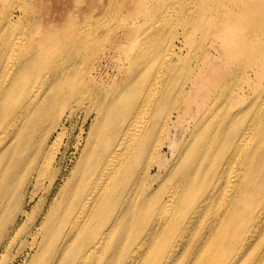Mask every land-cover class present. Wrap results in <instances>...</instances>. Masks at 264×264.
I'll return each instance as SVG.
<instances>
[{
  "label": "bare ground",
  "instance_id": "obj_1",
  "mask_svg": "<svg viewBox=\"0 0 264 264\" xmlns=\"http://www.w3.org/2000/svg\"><path fill=\"white\" fill-rule=\"evenodd\" d=\"M29 3L0 0V254L22 231L15 229L28 212L22 204L34 198V191L27 193L33 177L56 158L51 151L61 135L53 132L61 123L59 108L75 92L54 65L29 76L43 55L21 47L26 31L14 34ZM232 8L203 59L177 61L185 54L184 39L193 41L189 31L177 36L172 58L151 64L153 71L147 62L158 49L129 60L131 68L123 76L125 68L119 69L118 80L115 73L116 80L93 88L99 124L88 141V167L78 171L72 194L60 198L59 225L52 221L53 204L27 231L29 247L44 256L40 264H115L116 257L118 264H143L148 244L159 238L181 240L190 257L201 254L197 264H239L255 240H264V0H233ZM191 15L199 17L190 21L196 29L206 12L195 7ZM243 16H249L246 22ZM61 37L70 44L77 39L67 32ZM67 55L63 60L75 57ZM238 59H247V86L222 94ZM63 159L55 161V179ZM177 245L161 264L173 260ZM259 255L262 263L264 248Z\"/></svg>",
  "mask_w": 264,
  "mask_h": 264
},
{
  "label": "rangeland",
  "instance_id": "obj_2",
  "mask_svg": "<svg viewBox=\"0 0 264 264\" xmlns=\"http://www.w3.org/2000/svg\"><path fill=\"white\" fill-rule=\"evenodd\" d=\"M232 2L233 0H210L208 3L204 0H39L37 4L36 0H30L27 16L21 13L22 20L14 28V34L18 35L26 31L29 35L20 38L21 47L27 45L30 50L36 48L43 55L37 73L33 69L29 72V76L37 78L45 74L50 65H54L62 72L60 79L64 78L72 83L75 92L69 95L64 105L59 108L61 123L53 132L58 130L61 135L58 139L56 138L57 141L51 151V156L55 155L56 158L46 167L42 175L38 172L33 177L35 186L30 187L27 193L32 195L31 192L34 191V198L27 199L26 204H22V208H26L28 212L18 217V228L15 229L21 228L22 231L10 238L14 241L8 245V250L1 252L0 264H40L39 261L44 258L42 252L29 247L32 238L27 231L44 220L43 216L52 211L53 204L56 207L53 210L52 221L53 223L58 222L56 214L65 207L60 198L72 194L71 190L77 185L80 177L78 171L86 164L88 167L90 161L86 155L89 148L88 141L97 131V123L99 124L95 118L93 99L90 96L93 88H102L107 85L116 78V75L113 77L115 73L118 75L116 78L118 80L119 69L122 67L125 68L122 76L126 75L131 68L129 60L132 58L140 60L142 55L150 54L154 49L158 51L151 56L147 66L151 67L154 61L159 63L163 58H172L173 47L180 44L177 36H182L189 31H192V34H189L193 38L192 43L186 37L184 41L188 49L183 48L185 54L182 60L175 58L180 64L193 62L199 58L203 59L205 54L203 57L199 56L204 49L216 42L213 32L217 24L229 20L223 14L227 10H233ZM39 5L42 7V12L38 13ZM252 6H257V4ZM195 7H198L199 13L206 12L205 17H201L196 23V29L192 26L195 23H190L191 19L196 22L199 18L191 15L195 12ZM262 11L264 14V9ZM248 17L243 16L244 22L248 20ZM74 22L77 23L75 27H73ZM61 32L76 34L77 39L73 40L72 44L65 42L61 37ZM261 32L264 35V30ZM19 51L20 49L17 50L18 53ZM70 52H73L75 57L73 59L66 57L63 60V56ZM259 57L261 58V55ZM261 59H264V55ZM236 61L241 63L238 66L235 65V75H231L226 85H223L222 94H230L232 91L235 93L242 86H247L245 78L250 70L247 69L243 60ZM99 64L102 68L97 72L94 67ZM147 66H144L145 70ZM151 69L153 71V67ZM184 76L186 75H183V81L187 79ZM37 81L42 82L43 80L39 77ZM182 82L180 79L179 84ZM53 90L54 88L51 92ZM253 95L254 93H250V97ZM172 100H174L173 95ZM164 148V155L171 158L170 149ZM61 157L64 158L62 169L59 177L55 179L54 174L59 167L56 166L55 161H60ZM155 171L153 168L152 172ZM88 178L90 180V176ZM22 200H24L23 193H21V202ZM22 225H25L24 229L20 227ZM14 233L15 231L13 235ZM194 240L195 237L192 236L191 244ZM176 242L178 245L172 251L173 260L169 259L167 264H197L201 254L193 255L192 253L190 257L187 251L186 253L183 251L182 241H175V238L165 243L160 238L152 240L143 255L142 263L161 264L165 252L169 253ZM122 244L127 246L126 241ZM263 248L264 240L259 242L255 240L252 252L244 256L239 264H263L264 260L261 263L258 259ZM194 258H196L195 261H193ZM114 261L118 264V257Z\"/></svg>",
  "mask_w": 264,
  "mask_h": 264
}]
</instances>
